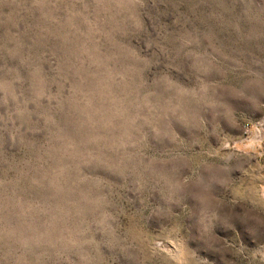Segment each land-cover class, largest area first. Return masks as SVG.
Here are the masks:
<instances>
[{"label":"rangeland","instance_id":"374dc122","mask_svg":"<svg viewBox=\"0 0 264 264\" xmlns=\"http://www.w3.org/2000/svg\"><path fill=\"white\" fill-rule=\"evenodd\" d=\"M264 0H0V264H264Z\"/></svg>","mask_w":264,"mask_h":264},{"label":"bare ground","instance_id":"6f19581e","mask_svg":"<svg viewBox=\"0 0 264 264\" xmlns=\"http://www.w3.org/2000/svg\"><path fill=\"white\" fill-rule=\"evenodd\" d=\"M264 135V134H263Z\"/></svg>","mask_w":264,"mask_h":264}]
</instances>
